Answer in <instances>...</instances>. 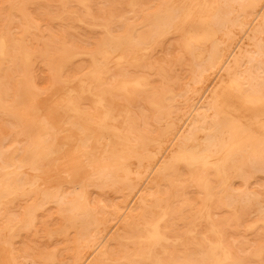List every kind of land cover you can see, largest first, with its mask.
I'll return each mask as SVG.
<instances>
[{
    "label": "bare ground",
    "instance_id": "6f19581e",
    "mask_svg": "<svg viewBox=\"0 0 264 264\" xmlns=\"http://www.w3.org/2000/svg\"><path fill=\"white\" fill-rule=\"evenodd\" d=\"M51 208L27 264H264V0L0 2V264Z\"/></svg>",
    "mask_w": 264,
    "mask_h": 264
},
{
    "label": "rangeland",
    "instance_id": "374dc122",
    "mask_svg": "<svg viewBox=\"0 0 264 264\" xmlns=\"http://www.w3.org/2000/svg\"><path fill=\"white\" fill-rule=\"evenodd\" d=\"M6 0H0V2H5ZM172 50L168 49L167 51L162 52L161 54L159 52L156 53L157 56H160V58L166 56L172 57L174 55L178 54H172ZM187 81V77L181 76L179 79L180 86H176L177 89H183L185 86V83ZM209 83V82H208ZM207 83V84H208ZM176 89V90H177ZM205 89L201 90L199 93L200 95L204 92ZM199 95V96H200ZM191 191L193 190L192 188L190 189ZM248 190L255 192L258 194L260 197L263 194V183H262V178L261 177H254L251 178L250 181L248 182ZM99 197L97 193H92L90 196V202L91 206H95V200ZM103 201L101 204H108L109 202H116L117 199L112 200L111 194L104 195L102 197ZM46 217L49 218L47 225H48V230H53V235L54 238L52 239H47L44 237L42 232H38L37 235L32 236L29 234L28 237L21 236L20 238H16L14 243L11 245V249L13 251V254L18 257V260L21 261L23 264H27L24 261V258L26 257L25 252H23V249H28L29 253L32 252H39L43 254H48L49 252H52L53 258L57 261H63L65 259L66 254L70 253L72 251L71 247V242L70 241H65L64 235L58 236L55 235L54 232L58 228V222L57 219L55 218V214L51 210H47L43 213L42 218L39 217V221H45ZM28 243L25 245V243ZM239 242V241H238ZM240 243V242H239ZM255 245L254 238L253 237H247L245 240V243L242 244V247L247 249H251ZM237 246H240L239 244Z\"/></svg>",
    "mask_w": 264,
    "mask_h": 264
}]
</instances>
